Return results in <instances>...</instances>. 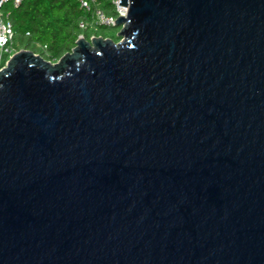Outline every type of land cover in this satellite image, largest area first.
I'll return each instance as SVG.
<instances>
[{"label": "water", "instance_id": "95a60500", "mask_svg": "<svg viewBox=\"0 0 264 264\" xmlns=\"http://www.w3.org/2000/svg\"><path fill=\"white\" fill-rule=\"evenodd\" d=\"M120 4L0 70V264H264V0Z\"/></svg>", "mask_w": 264, "mask_h": 264}, {"label": "trees", "instance_id": "16d2710c", "mask_svg": "<svg viewBox=\"0 0 264 264\" xmlns=\"http://www.w3.org/2000/svg\"><path fill=\"white\" fill-rule=\"evenodd\" d=\"M107 10L112 0H101ZM5 7V6H4ZM16 33V47L31 49L51 61L58 60L76 44L81 34L89 38L92 29L105 27L92 22L78 0H23L7 5ZM82 22H88L82 26Z\"/></svg>", "mask_w": 264, "mask_h": 264}, {"label": "built area", "instance_id": "2783aa9c", "mask_svg": "<svg viewBox=\"0 0 264 264\" xmlns=\"http://www.w3.org/2000/svg\"><path fill=\"white\" fill-rule=\"evenodd\" d=\"M17 5L23 0H5ZM81 7L90 13L92 22L96 25L113 26L120 15H127L128 8L120 4V0H112V8L107 10L101 0H78ZM88 22H82L85 26ZM83 35V34H81ZM96 36V35H93ZM16 33L9 13L0 10V70L6 67L9 59L20 49L16 47ZM36 54H40L34 51Z\"/></svg>", "mask_w": 264, "mask_h": 264}, {"label": "rangeland", "instance_id": "374dc122", "mask_svg": "<svg viewBox=\"0 0 264 264\" xmlns=\"http://www.w3.org/2000/svg\"><path fill=\"white\" fill-rule=\"evenodd\" d=\"M8 4H12V3H6L5 7L1 9L2 12L4 13L8 12V9H7ZM121 29H122L121 25L105 26V27H100L98 29L93 28L92 29L93 34L89 36V39L93 37V35H96V36H102L104 38H112L115 41H119L118 33ZM22 48L24 47L22 46L20 49Z\"/></svg>", "mask_w": 264, "mask_h": 264}]
</instances>
